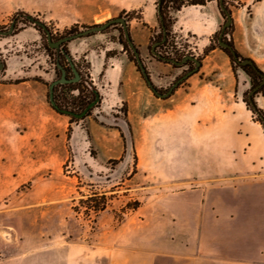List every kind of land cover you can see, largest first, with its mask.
<instances>
[{"label":"rangeland","instance_id":"obj_1","mask_svg":"<svg viewBox=\"0 0 264 264\" xmlns=\"http://www.w3.org/2000/svg\"><path fill=\"white\" fill-rule=\"evenodd\" d=\"M189 1L182 0L183 6H191ZM204 1L217 4L216 0ZM228 2L231 15L233 9L244 6L240 0ZM148 3L156 9L153 28L144 21ZM168 6V41L158 52L178 61L194 56L201 63L198 71L163 99L145 83L132 50L121 45V25L68 42L65 49L82 76L81 89L87 94L94 88L99 97V104L82 120L57 112L49 101V85L61 75L57 60L63 68L67 64L62 52L58 57L57 52L47 51V38L32 25L18 24L11 35L0 34V61L4 63L0 71V257L29 252L35 255L33 264H139L140 220L151 204L165 202L172 188L167 179L160 182L156 175L139 173L135 149L139 126L187 122L189 118L202 121L204 116L213 121L228 116L236 104L242 106L244 117L261 126L247 107L250 78L213 38L225 18L220 13L218 30L202 47L199 39L178 29L174 5ZM17 12L45 23L54 41L113 18H124L150 81L160 93L195 67L191 61L176 66L152 55L151 47L161 34L157 0H0L1 32L10 29ZM233 30L234 23L226 37L232 42ZM209 46L213 49L205 51ZM128 65L133 66V72ZM114 67L120 69L116 81L111 75ZM60 90L61 108L80 113L79 102L65 103L78 91L68 95L65 90L62 96ZM26 92L35 96L28 109L12 105ZM24 101L21 98L19 102ZM9 108L12 110L5 114ZM120 126L125 130L122 139L129 144L126 162L97 160L91 134L97 128ZM165 168L174 180L196 185L191 180L197 179V169L186 160L175 159ZM212 175L208 201H222L223 173ZM93 196L104 202L103 210L96 212V203L89 201ZM200 202L197 193L186 192L173 200L172 206L181 209ZM188 215L194 220L193 212ZM213 250L206 247L201 253ZM215 252L222 253V248ZM155 262L186 264L165 259Z\"/></svg>","mask_w":264,"mask_h":264},{"label":"crops","instance_id":"obj_2","mask_svg":"<svg viewBox=\"0 0 264 264\" xmlns=\"http://www.w3.org/2000/svg\"><path fill=\"white\" fill-rule=\"evenodd\" d=\"M240 1L244 6L233 9L231 15L233 44L242 57L253 60L264 73V0ZM176 17L178 29L195 36L202 47L221 22L214 1L183 6ZM144 21L152 28L156 23V9L150 3L145 7ZM127 68L133 72V66ZM119 71L117 67L111 71L115 81ZM36 87L42 89L40 84ZM34 97L26 92L16 97L12 105L21 104L18 109L23 106L28 109L29 100ZM21 98L26 99L24 104L19 102ZM254 100L264 112V96L257 94ZM230 109L228 116H218L213 121L204 116L202 121L189 118L187 122L139 126L135 143L139 173L146 177L156 175L160 182L167 179L172 186L170 197L151 204L140 220L139 264H156L158 259L186 264H264V134L258 123L243 116L242 106L236 104ZM9 110L12 109H5V114ZM122 134L125 136L121 126L97 128L91 134L97 160L118 159L121 165L126 162L129 144L124 143ZM175 159L186 160L197 169V179L191 180L195 186L174 180L167 173L166 164L174 163ZM220 172L222 201L210 202L209 181L212 174ZM186 192L197 193L202 202L181 209L172 206V201ZM190 211L194 220L189 218ZM206 247L214 249L213 252L202 254V248ZM217 248H222V253H216ZM34 256L27 252L12 258L0 257V264H33Z\"/></svg>","mask_w":264,"mask_h":264},{"label":"trees","instance_id":"obj_3","mask_svg":"<svg viewBox=\"0 0 264 264\" xmlns=\"http://www.w3.org/2000/svg\"><path fill=\"white\" fill-rule=\"evenodd\" d=\"M217 1V4H218V7H219V10H220V13L221 15L225 18V20L227 19V15L226 13H230L231 14V10H230V5H229V0H222V5H223V9L220 7V0H216ZM235 1V0H234ZM256 1H260V0H256ZM173 4L174 5V10L176 12H178L181 7L183 6V2L182 0H157V17H158V22H159V26H160V29H161V34H160V37L155 40L154 43H157V42H161L163 40V38H165V41L163 43H161L160 45H158L157 47H155V52L156 54L159 56L157 57L160 61H163L165 62L163 59L166 58V59H171V58H168V57H164L160 54V52H158V50L162 47H164L166 44H167V41H168V24H167V20H166V15H167V10L166 9H169V6L168 4ZM190 5H204L205 4V1L204 0H192V1H189L188 2ZM142 13V12H140ZM141 15V14H140ZM140 19H142V17H139ZM12 25L15 27L16 25L18 24H22L24 26H29V25H32L36 30H38L42 35H45V37L47 38V32L50 33L51 35V38H52V41L53 40V33L52 31L48 28V26L43 23V22H40L38 20H36L35 18H33L32 16L24 13V12H17L14 14L13 18H12ZM116 25H120V24H116ZM146 25V24H144ZM112 26H115V25H112ZM233 29V20H232V23L230 24V26L224 31V35H223V40L228 43L232 48L233 50L235 51L236 55H237V58L240 59V60H244V59H248V58H244L242 57L235 49L234 47V44L233 42L230 40H227L226 37L227 35L229 34V31H231ZM107 30V29H106ZM105 30V31H106ZM222 31V27L219 29V31H217L215 34H214V37L213 38H217V44H218V39H219V35ZM104 32V31H103ZM92 35V34H91ZM153 43V44H154ZM66 44V43H65ZM65 44H63L59 49H52L49 47L48 45V42H47V47H46V50L47 51H55L57 52V55L58 57H60V52H62L63 54V57L65 58L67 64L64 65V67L67 69V78H73L74 77V74L72 72V69L70 67V61L72 62V59L71 57L69 56V53L67 52V50L65 49ZM121 45L123 46V48L128 51L129 49H131L129 47V45L127 44L126 42V39L124 37V32H123V41L121 42ZM219 46V44H218ZM220 47V46H219ZM152 48V47H151ZM213 48H211V46H209L205 51H209ZM222 51H224L226 54L229 55V57L231 58L232 62L234 63H238L231 55V53L229 52L228 49H222L220 48ZM133 52V51H132ZM68 58H70V61H68ZM135 58V56H134ZM174 60V59H173ZM251 61V64L250 65H245V66H240V68L247 74V76L250 78L251 80V85H252V88L253 87H257L261 80H263L264 78V73L259 69V67L257 66V64L249 59ZM133 62H135L134 59H132ZM178 61V60H176ZM73 63V62H72ZM166 63V62H165ZM239 64V63H238ZM58 65H60V62L59 60H57V67ZM67 65L70 67L68 68ZM138 68V67H137ZM61 72V71H60ZM71 72V77H69V74ZM61 74V73H60ZM148 74V73H147ZM80 75V80L76 83H64V84H60V85H57L55 86L54 88V92H53V100L55 102V107H53L54 110H56L57 112L59 113H62L61 110H66V109H63L61 108V100L59 99V96H57V89H61L60 90V94L63 96L65 95L64 94V91L66 90L67 91V94L69 95L72 91H78V94L77 96L75 97H72L70 99V102H67L66 100V105H72L73 102H75V104L77 102H79V108H81V111H84L90 104H92L93 102H96L94 106H96L97 104H99V97H98V92L94 89V88H91L87 94L84 93V89H81V83L83 82L82 80V76L81 74ZM143 77V75H142ZM145 83L147 84V86L149 87L148 85V82L150 81V78H149V74H148V79H145L143 77ZM153 85V84H152ZM150 88V87H149ZM156 89L154 86H152V88H150L151 90L152 89ZM264 86L258 88V90H256L255 94H262L264 93ZM153 92V90H152ZM64 102V101H63ZM94 106L92 108H94ZM247 107L249 110H251L254 114L257 115L258 117V122L261 124V126L263 127L264 129V112L258 108L257 104L254 102V100L250 101L249 103H247ZM90 108L87 112V114L85 116H83L82 118H76L72 115H69V114H66L68 115L69 117L71 118H75L76 120H82L84 119L85 117H87L89 115V111H91ZM66 111H69V112H73L71 110H66ZM73 113H77V112H73ZM64 114V113H62ZM78 114V113H77ZM97 196H93L91 198H89L90 202H94L96 203L95 205V210L96 212H99L100 210H103L104 208V202H97L98 199H96ZM101 199H105L103 196H101ZM102 203V205L100 204ZM101 205V206H100Z\"/></svg>","mask_w":264,"mask_h":264},{"label":"water","instance_id":"obj_4","mask_svg":"<svg viewBox=\"0 0 264 264\" xmlns=\"http://www.w3.org/2000/svg\"><path fill=\"white\" fill-rule=\"evenodd\" d=\"M220 7L223 9L222 0H220ZM226 15H227V19H226L225 23L222 26V31H221V33L219 35L218 44H219L220 48H222V49H228L229 52L231 53L232 57L239 63L240 66L250 65L251 64V61L249 59H244V60L238 59L235 51L233 50V48L228 43H226L223 40L224 31L232 23L231 14L230 13H226ZM116 24H120L122 26V29H123V32H124V37L126 39L127 44L129 45V47L133 51V54L135 56V60H136L137 66H138L141 74L143 75V77L145 79H148V74H147L146 68L144 67L143 62L140 59L139 52L136 49V47H135V45H134V43H133V41H132V39L130 37V33H129V30H128L127 22L122 17H117V18L110 19L107 22H105L104 24L95 25V26L89 27V28H87V29H85L83 31L77 32V33L72 34V35H69V36H65L63 38H60L57 41H52V38H51L50 33L47 32V42H48V45H49L50 48H52V49H59L65 43H68V42H71L73 40H76V39H80V38L89 36L91 34H96V33L103 32L106 29H108L109 27H111L112 25H116ZM13 31H14V26L12 25L10 27V29L7 30V31H4V32H1L0 31V34L3 35V36H8V35H11L13 33ZM164 41H165V38H163V40L161 42H157V43H154L152 45L151 53H152L153 56L159 57L156 54V52H155V47H157L158 45H160ZM163 60L166 61V62H170V63H172L174 65H177V66L183 65L187 61H191V62H193L195 64V67L192 70L188 71L185 75H183L182 77H180L179 79H177L172 84V86L168 89L167 92L160 93L156 89H154V88L152 89L153 90V93L157 97L165 99V98L169 97L172 94L173 90L181 82H183L189 76H191L194 73H196L198 71V69L200 68L201 63H200V61L197 58H195L194 56H190V55L185 56L184 58H182L181 61H176V60H173V59H166V58H164ZM68 61H70V58H68ZM3 67H4V63H2L0 61V71L3 69ZM70 67H71L72 72L74 74V77L73 78L68 79L66 77L67 76L66 69L63 68L61 65H58V69L61 71L60 78L57 79V80H55V81H53L49 85V101H50V104L52 106H54V107H55V102L53 100V92H54L55 86L60 85V84H64V83H76L80 79V75H79L78 71L76 70V68L74 66V63H72L71 61H70ZM148 85H149L150 88H152V86H153L151 81L148 82ZM262 85H264V78H263V81L260 84V86H262ZM255 91H256V89L252 90L250 92L249 96H251ZM95 103L96 102H93L84 111H82L81 113H78V114L77 113H73V112H69V111H66V110H61V112L64 113V114L72 115V116H74L76 118H82L83 116H85L87 114L88 110L95 105Z\"/></svg>","mask_w":264,"mask_h":264},{"label":"flooded vegetation","instance_id":"obj_5","mask_svg":"<svg viewBox=\"0 0 264 264\" xmlns=\"http://www.w3.org/2000/svg\"><path fill=\"white\" fill-rule=\"evenodd\" d=\"M165 62H166V61H165ZM168 63H170V62H168ZM176 66H177V65H176ZM66 71H67V69H66ZM68 79H71V78H68ZM79 80H80V79H79ZM262 81H263V80H261L260 84L262 83ZM260 84H259L257 87H253V88L251 87V91L254 90V89L258 90V88L264 86V85L260 86ZM255 92H256V91H255ZM255 92H254L251 96L248 95V101H249V102L255 99V96H256ZM249 94H250V93H249Z\"/></svg>","mask_w":264,"mask_h":264}]
</instances>
